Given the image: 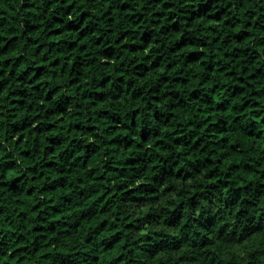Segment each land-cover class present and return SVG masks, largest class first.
Here are the masks:
<instances>
[{
    "label": "trees",
    "instance_id": "1",
    "mask_svg": "<svg viewBox=\"0 0 264 264\" xmlns=\"http://www.w3.org/2000/svg\"><path fill=\"white\" fill-rule=\"evenodd\" d=\"M0 264H264V0H0Z\"/></svg>",
    "mask_w": 264,
    "mask_h": 264
}]
</instances>
